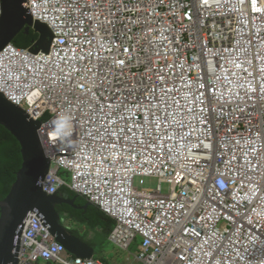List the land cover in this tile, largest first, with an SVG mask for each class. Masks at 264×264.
I'll return each mask as SVG.
<instances>
[{"label": "built area", "instance_id": "obj_1", "mask_svg": "<svg viewBox=\"0 0 264 264\" xmlns=\"http://www.w3.org/2000/svg\"><path fill=\"white\" fill-rule=\"evenodd\" d=\"M28 3L50 52L9 44L0 92L49 115L45 191L113 218L109 241L139 244L130 264H264V0ZM19 261L106 264L69 254L36 213Z\"/></svg>", "mask_w": 264, "mask_h": 264}, {"label": "water", "instance_id": "obj_2", "mask_svg": "<svg viewBox=\"0 0 264 264\" xmlns=\"http://www.w3.org/2000/svg\"><path fill=\"white\" fill-rule=\"evenodd\" d=\"M34 27L39 39L33 49L49 53L54 39L50 28L34 21L28 0H1L0 52L24 31L28 35ZM0 126L6 128L21 147L23 164L8 196L0 200V264H19L21 238L30 213H36L55 240L75 257L91 259L95 249L62 224L57 207L68 205L87 210L92 204L78 207L75 199H66L61 193L49 195L44 182L50 174L52 160L42 145L39 130L41 121H35L26 111L7 100L0 92Z\"/></svg>", "mask_w": 264, "mask_h": 264}, {"label": "trees", "instance_id": "obj_3", "mask_svg": "<svg viewBox=\"0 0 264 264\" xmlns=\"http://www.w3.org/2000/svg\"><path fill=\"white\" fill-rule=\"evenodd\" d=\"M38 39L39 35L35 31L31 30L28 35L23 31L16 37L13 44L18 48L27 49ZM22 164L20 144L6 128L0 126V200L5 199L10 193ZM60 191L66 198H77L76 205L78 207H84L89 203L87 199L68 188H62ZM57 210L62 218L67 216L72 221L77 222L78 225L86 227L88 231H96L98 239L88 240L85 236L80 235L78 230H72L76 236L87 242L95 250L101 244L109 242V236L115 226V221L109 218L98 206L93 204L87 210L65 206L62 208L57 207Z\"/></svg>", "mask_w": 264, "mask_h": 264}, {"label": "rangeland", "instance_id": "obj_4", "mask_svg": "<svg viewBox=\"0 0 264 264\" xmlns=\"http://www.w3.org/2000/svg\"><path fill=\"white\" fill-rule=\"evenodd\" d=\"M158 185L159 182L157 179H147L145 187L156 188ZM136 186L139 188L142 187L140 185L139 179H136ZM169 190L170 187L168 184H162L163 194H168ZM63 225L69 230H78L80 232V235L85 236V238H87L88 240L94 239L95 235H97L96 231H88L86 227H82L78 225L77 222L72 220H68L66 222L63 221ZM138 246L139 244H134L132 246V250L136 251L138 249ZM101 256H103L102 259H105L108 262L115 261V263L111 264H130L134 261V258L130 254V252L119 249L118 247L110 244L109 242L103 243L97 248L95 258L99 259Z\"/></svg>", "mask_w": 264, "mask_h": 264}, {"label": "clouds", "instance_id": "obj_5", "mask_svg": "<svg viewBox=\"0 0 264 264\" xmlns=\"http://www.w3.org/2000/svg\"><path fill=\"white\" fill-rule=\"evenodd\" d=\"M34 19V18H33ZM34 21H39V20H34ZM41 22V21H40ZM42 23H44V22H42ZM45 24V23H44ZM47 25V24H46ZM48 26V25H47ZM49 27V26H48ZM31 30H33V31H35L34 30V27H32V29ZM51 30V29H50ZM52 31V30H51ZM53 33V32H52ZM38 34V33H37ZM39 35V34H38ZM54 35V34H53ZM38 41V40H37ZM37 41H36V43H37ZM11 44H13V43H11ZM18 48V47H17ZM30 48V47H29ZM35 48V47H34ZM21 49V48H20ZM28 49V48H27ZM40 53V52H39ZM44 53V52H43ZM48 54V53H47ZM2 93V92H1ZM3 94V93H2ZM4 95V94H3ZM8 100V99H7ZM9 101V100H8ZM13 104V103H12ZM15 105V104H14ZM16 106H18V105H16ZM19 107H21V106H19ZM21 108H23V107H21ZM25 111H26V113L28 114V112H27V110L25 109V108H23ZM29 115V114H28ZM30 116V115H29ZM31 117V116H30ZM33 118V117H32ZM44 119H46V120H44ZM49 119V115H46L45 117H43L41 120H36L35 118H34V120L35 121H41L42 122V127H43V123L44 122H47V120ZM41 130H42V128L39 130V134H40V137H41V139H42V136H41ZM42 145H43V147H44V143H43V139H42ZM44 151L46 152V149H45V147H44ZM46 154H47V152H46ZM47 156L48 157H50L48 154H47ZM51 158V157H50ZM51 160H52V158H51ZM52 164H53V161H52ZM52 164H51V168H50V172H51V170H52ZM65 179H68V176H65ZM44 185V184H43ZM63 188H66V187H63ZM69 189V188H68ZM45 190V189H44ZM61 190V189H60ZM58 191L59 193H61V191ZM72 191V190H71ZM46 192V191H45ZM57 192V193H58ZM56 194V193H55ZM62 194V193H61ZM77 194V193H76ZM50 195V194H49ZM63 196H64V194H62ZM80 196V195H79ZM65 197V196H64ZM72 200V199H71ZM90 203V202H89ZM92 204V203H91ZM93 205V204H92ZM91 205V206H92ZM74 209V208H73ZM31 214V213H30ZM107 215V214H106ZM108 216V215H107ZM109 218H111L110 216H108ZM111 219H113V218H111ZM63 218H62V224H63ZM114 220V219H113ZM115 221V220H114ZM115 226H116V221H115ZM115 226H114V228H115ZM113 228V229H114ZM72 231V230H71ZM113 231V230H112ZM24 232V231H23ZM112 233V232H111ZM51 234V233H50ZM23 235V234H22ZM110 237V236H109ZM55 239V238H54ZM87 243V242H86ZM109 243L110 244H112L110 241H109ZM113 245V244H112ZM95 249V248H94ZM131 251H133L132 250V248H131ZM131 251H130V253H131ZM68 252V251H67ZM69 253V252H68ZM70 254V253H69ZM95 254H96V250H95ZM72 255V254H71ZM74 256V255H73ZM78 258H80V257H78ZM94 259H96V260H100V261H103V260H101V259H97V258H95V255H94V257H93ZM84 259V258H83ZM92 259V258H91ZM104 262V261H103ZM106 263V262H105ZM48 264H51V263H48ZM107 264V263H106Z\"/></svg>", "mask_w": 264, "mask_h": 264}, {"label": "snow or ice", "instance_id": "obj_6", "mask_svg": "<svg viewBox=\"0 0 264 264\" xmlns=\"http://www.w3.org/2000/svg\"><path fill=\"white\" fill-rule=\"evenodd\" d=\"M70 15H71L70 13H65L64 14V21H65V25L64 26L65 27H68L70 25V23H71V21L69 20V16ZM120 63H123V61H121ZM109 135H111V133H109Z\"/></svg>", "mask_w": 264, "mask_h": 264}, {"label": "crops", "instance_id": "obj_7", "mask_svg": "<svg viewBox=\"0 0 264 264\" xmlns=\"http://www.w3.org/2000/svg\"><path fill=\"white\" fill-rule=\"evenodd\" d=\"M95 239H98V236L95 235ZM92 240H94V239H92ZM97 248H98V247H97ZM97 248H96V249H97ZM101 250H102V249H101ZM95 255H96V254H95ZM102 257H103V256H101L99 259H102ZM102 260H103L104 262H106L107 264L115 263V261L108 262V261L105 260V259H102Z\"/></svg>", "mask_w": 264, "mask_h": 264}, {"label": "flooded vegetation", "instance_id": "obj_8", "mask_svg": "<svg viewBox=\"0 0 264 264\" xmlns=\"http://www.w3.org/2000/svg\"><path fill=\"white\" fill-rule=\"evenodd\" d=\"M63 194V193H62ZM66 198V197H65ZM66 199H69V198H66ZM65 206H68V205H62V206H59V208H62V207H65ZM70 207V206H69ZM67 215V214H66ZM64 218V220L63 221H68V220H71V219H69L67 216H63ZM74 233V232H73Z\"/></svg>", "mask_w": 264, "mask_h": 264}]
</instances>
